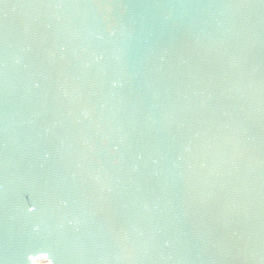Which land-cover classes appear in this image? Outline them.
<instances>
[{
    "label": "water",
    "instance_id": "1",
    "mask_svg": "<svg viewBox=\"0 0 264 264\" xmlns=\"http://www.w3.org/2000/svg\"><path fill=\"white\" fill-rule=\"evenodd\" d=\"M264 264V0H0V264Z\"/></svg>",
    "mask_w": 264,
    "mask_h": 264
},
{
    "label": "rangeland",
    "instance_id": "2",
    "mask_svg": "<svg viewBox=\"0 0 264 264\" xmlns=\"http://www.w3.org/2000/svg\"><path fill=\"white\" fill-rule=\"evenodd\" d=\"M34 264H50L45 256H40L34 260Z\"/></svg>",
    "mask_w": 264,
    "mask_h": 264
}]
</instances>
